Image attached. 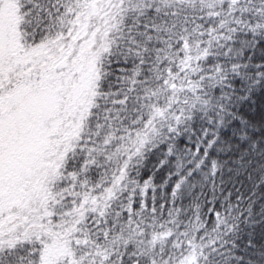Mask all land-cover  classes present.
Listing matches in <instances>:
<instances>
[{
    "label": "snow or ice",
    "instance_id": "6c2138e0",
    "mask_svg": "<svg viewBox=\"0 0 264 264\" xmlns=\"http://www.w3.org/2000/svg\"><path fill=\"white\" fill-rule=\"evenodd\" d=\"M0 264H264V0H0Z\"/></svg>",
    "mask_w": 264,
    "mask_h": 264
}]
</instances>
